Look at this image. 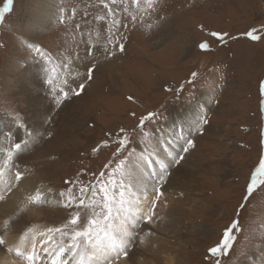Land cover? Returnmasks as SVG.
I'll use <instances>...</instances> for the list:
<instances>
[{
	"label": "rangeland",
	"instance_id": "obj_1",
	"mask_svg": "<svg viewBox=\"0 0 264 264\" xmlns=\"http://www.w3.org/2000/svg\"><path fill=\"white\" fill-rule=\"evenodd\" d=\"M0 13V120L12 121L0 167L11 157L38 175L35 225L75 234L96 220L76 237L91 240L128 194L130 159L200 97L193 146L184 139L164 181L153 176L150 219L130 215L121 250L146 264H264V175L248 191L264 160V0H0ZM105 186L107 200L93 194ZM233 222L231 246L212 257Z\"/></svg>",
	"mask_w": 264,
	"mask_h": 264
},
{
	"label": "bare ground",
	"instance_id": "obj_2",
	"mask_svg": "<svg viewBox=\"0 0 264 264\" xmlns=\"http://www.w3.org/2000/svg\"><path fill=\"white\" fill-rule=\"evenodd\" d=\"M44 12L40 14L36 25L46 24L48 17ZM165 33L163 32L162 35ZM199 98L182 108V121L181 116L174 112L171 119L156 130L157 138L153 141L149 153L143 154L144 150L139 149L137 156L130 159L129 177L131 181L126 191L128 194L121 195L120 203L108 216V225L96 231V235L92 236L91 240L76 238L73 233L69 232H45L43 227L46 226L45 222L43 226L35 225L34 223L40 222L43 217L35 212L32 204L36 199L38 202L45 197V191L38 188L40 185L38 175H32L34 171L29 172L28 166L20 168L21 165H11L10 161L15 158L4 159V163H9L0 167V197H3L0 199V238H3L6 244L0 247V264H42L43 260L48 264H79L83 261L87 264H146L145 259H135L136 254H128L127 257L122 253L121 246L127 242L129 232L126 228L133 227L136 224L134 222L136 218L148 219L150 217L149 210L152 207V200L145 194L151 191L149 188L153 186V176L160 178L163 182L166 174L164 171L168 172L170 164L175 162L176 158L181 157L185 146L184 139L190 135L192 126L200 121V113L205 108ZM32 102L35 103L34 100ZM11 122L0 120V132L5 130L3 129L4 124ZM30 140L32 143L29 142V145L35 142L32 137ZM158 162H162L163 168ZM13 168L17 169L15 174H13ZM17 173L20 175L19 180L16 178ZM131 214L135 219L130 218ZM154 217L157 216L154 215ZM9 247L19 250L23 255L16 256L10 253L7 251ZM108 249L112 251L110 255L113 258L117 252H120V255L116 256L117 259L111 258ZM28 254L34 255V259L30 261L25 259ZM263 259L264 255L261 260ZM165 264L175 263L166 258Z\"/></svg>",
	"mask_w": 264,
	"mask_h": 264
},
{
	"label": "snow or ice",
	"instance_id": "obj_3",
	"mask_svg": "<svg viewBox=\"0 0 264 264\" xmlns=\"http://www.w3.org/2000/svg\"><path fill=\"white\" fill-rule=\"evenodd\" d=\"M9 2H11V0H9ZM0 16H2V13H0ZM255 33H256V30L253 29V30L248 31L247 33H245V35L247 37H249L251 40H259L260 37L258 35H256ZM211 35L213 37H216L218 40H224L226 34H222V33H219V32H212ZM29 46L30 47H34V45H29ZM199 47L202 50H209V45H208L207 42L201 43L199 45ZM36 50L38 52L40 51V49H36ZM120 50L121 51L124 50V45L123 44H120ZM195 75L196 74L193 73V76L194 77H195ZM48 83L51 84L52 81L49 80ZM81 87H83V86L81 85ZM262 90H264V88H262ZM64 96H65V98H67V93H64ZM154 115L155 114L150 113L147 117H143L141 119V122H140V127L143 128L144 127V121L145 120H151V119H153ZM126 140H127V138L125 137L119 143L121 145H123V144L126 143ZM192 146H193V142L191 140H189L187 142V147H185L183 149V151L186 152L188 150V147H192ZM16 148L19 149L20 148V145L17 144L16 145ZM158 163H161V167L163 168L162 162H158ZM123 164H124V161H121V165H123ZM260 175H264V160L261 161L259 169L256 170V174H254L251 177V184L249 185V188H248V191L249 192L252 191V185H254L256 183L257 177L260 176ZM16 178H17V180L20 179L19 173H17V177ZM161 178H163V177H161ZM155 191L157 192L158 195L160 194V189L158 187L155 188ZM86 192H87L86 189H81V191H80V195H81V201L80 202L81 203H83V197L86 195ZM96 192L103 193L104 194L103 198L105 200L108 199L107 187L106 186L105 187H101V188L95 190L93 194L95 195ZM69 193H70V195H69V198H68V203H71L75 199V197L71 195V189H69ZM61 195H63V193H61ZM121 195H123V194L121 193ZM0 199H3V197H0ZM105 219H106V217H105ZM149 219H150V217H149ZM78 220H79V217L73 218L72 221H71V223L73 225H75V224H77ZM237 223L238 222H233V225L230 228H228V229L225 230V233H224L225 239H224V241L222 242L221 245H218L217 247H213V248L209 249L212 257H216L218 255V253H222L225 249H228L231 246L230 242L233 240V236H232L231 233H232V230L237 226ZM88 224H89L90 227L87 230H85L83 232L82 231H77V232H75L74 236L75 237H82V236L83 237H87V236H89V234L92 231V227L91 226L97 225L98 224V221H96V220H89L88 221ZM56 230L59 231V229H56ZM49 231H51V230H49ZM5 244H6V241L3 238H0V247L5 246ZM7 251H9L10 253H13L16 256H22L23 255L19 250L13 249L11 247H9L7 249ZM122 251L124 252L125 255H127L126 248H123ZM119 255H120V252H117V256H119ZM25 259H27V260L30 261V260L34 259V255L28 254L25 257Z\"/></svg>",
	"mask_w": 264,
	"mask_h": 264
}]
</instances>
